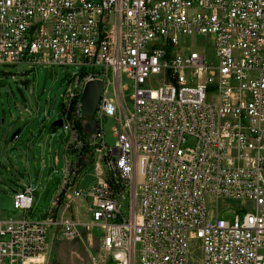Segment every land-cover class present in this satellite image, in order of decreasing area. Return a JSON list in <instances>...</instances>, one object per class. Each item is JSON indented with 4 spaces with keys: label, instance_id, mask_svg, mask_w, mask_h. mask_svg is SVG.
<instances>
[{
    "label": "built area",
    "instance_id": "built-area-1",
    "mask_svg": "<svg viewBox=\"0 0 264 264\" xmlns=\"http://www.w3.org/2000/svg\"><path fill=\"white\" fill-rule=\"evenodd\" d=\"M11 65L80 70L63 99L62 187L38 220L24 215L34 188L15 193L23 214L0 217V264H44L56 237L91 229V264H264V0H0Z\"/></svg>",
    "mask_w": 264,
    "mask_h": 264
},
{
    "label": "rangeland",
    "instance_id": "rangeland-1",
    "mask_svg": "<svg viewBox=\"0 0 264 264\" xmlns=\"http://www.w3.org/2000/svg\"><path fill=\"white\" fill-rule=\"evenodd\" d=\"M204 43L210 53V46L202 38H196L193 45L201 47L205 46ZM79 70L77 66H37L32 69L27 65L0 66V215L23 214L14 208L13 196L26 186H32L35 191L33 208L24 215L38 220L49 214L53 199L62 187L66 159L73 160L72 153L65 150L66 133L62 126H54V123L62 119L64 94L71 88L73 74ZM121 80L129 84L124 75ZM130 94L131 88L128 87L123 95L129 107ZM17 102L23 104V109L17 107ZM38 124L40 129L36 128ZM112 126L110 119L103 120L106 140ZM88 131L85 129L86 133ZM15 133L17 135L13 138ZM30 137L33 139L23 155L19 143ZM93 174L90 162L83 166L81 175L86 181L82 185L91 184ZM218 206L220 209H235L238 203L219 201ZM99 250V232L95 229L82 230L77 239L56 237L44 264H91V256ZM197 256L198 253L194 255L195 264Z\"/></svg>",
    "mask_w": 264,
    "mask_h": 264
},
{
    "label": "water",
    "instance_id": "water-1",
    "mask_svg": "<svg viewBox=\"0 0 264 264\" xmlns=\"http://www.w3.org/2000/svg\"><path fill=\"white\" fill-rule=\"evenodd\" d=\"M101 81H89L85 84L83 93L81 96V114L86 118H91L95 112V108L99 99L101 91ZM55 126H62V120L59 119L54 123ZM95 126V121L91 120L88 123V127L92 131ZM17 133L14 134L13 138L16 137ZM79 164H83V160H79Z\"/></svg>",
    "mask_w": 264,
    "mask_h": 264
},
{
    "label": "crops",
    "instance_id": "crops-1",
    "mask_svg": "<svg viewBox=\"0 0 264 264\" xmlns=\"http://www.w3.org/2000/svg\"><path fill=\"white\" fill-rule=\"evenodd\" d=\"M2 84V81L0 80V85ZM28 85V84H27ZM28 89V88H27ZM29 90V89H28ZM30 94V93H29ZM32 95V94H31ZM17 107L20 109H23V104L20 102H17ZM55 126V125H54ZM37 129H40V125H36ZM33 137H30L29 139L24 140L23 142L19 143V148H20V152L21 154L25 155L26 154V148H27V144L32 141ZM24 147V148H23ZM23 190V189H21ZM20 190V191H21ZM35 191V190H34ZM18 192V191H17ZM13 215L12 213H5L4 215H0L1 217H8Z\"/></svg>",
    "mask_w": 264,
    "mask_h": 264
}]
</instances>
